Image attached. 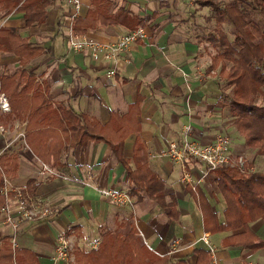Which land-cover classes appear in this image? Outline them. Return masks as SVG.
Wrapping results in <instances>:
<instances>
[{"label": "crops", "instance_id": "obj_1", "mask_svg": "<svg viewBox=\"0 0 264 264\" xmlns=\"http://www.w3.org/2000/svg\"><path fill=\"white\" fill-rule=\"evenodd\" d=\"M110 1L109 12L121 7L142 16L148 32L115 60H95L87 49H69V6L64 0H52L41 24L26 26L20 10L0 18V24L18 28L33 46L43 49L27 68L28 73L34 72L39 91L26 79L20 85H27V94L35 98L30 101L35 109L32 117L28 111L23 117L16 116L12 108L6 113L0 111V125L6 128L0 131V140L8 131L10 139L15 140L0 156L5 158L3 165L11 180L27 186L29 191V181L33 180L34 199L54 210L43 218L22 222L17 231L4 222L0 213V249L6 239L12 243L15 237L17 248L34 251L39 264H72L70 259L55 257L58 233L67 232L75 258L73 248L87 250L98 245L103 227L114 229L132 219L152 249L173 258L184 257L188 264H212L213 256L203 254L198 259L196 252V248L208 249L202 239L205 231L211 234L221 264H247L249 260L264 264V247H225L222 240L228 231L205 228L204 214L209 217V205L220 214L225 206L213 171H207L205 162L191 158L187 167L192 183L187 184L181 165L166 152L169 143L178 139L188 125L190 136L204 142L218 133L237 132L227 109L224 81L218 70L208 68L212 56L185 27L187 16L182 15L187 14L193 0ZM152 4L154 7H145ZM92 6V0H83L80 17ZM129 29L123 23L98 22L83 34L113 42ZM19 60L17 54L1 52L0 73L14 74ZM111 69L115 72L110 75ZM44 94L48 107L44 105ZM136 102L137 107L133 106ZM67 109L104 125L114 116L123 115L124 129H133L124 142L126 163L115 156L105 140L90 139L83 144L75 141L80 137L78 126L84 121ZM137 127L143 149L136 160L147 161L165 180L168 197L173 193L178 200V219L167 216L147 197L132 195V203L121 204L100 193L101 188L129 189L128 167L136 165L133 155ZM112 133L108 134L111 138L119 137ZM231 148L238 154L244 152ZM43 162L51 164L59 175H41ZM250 227L264 238L263 218L250 222Z\"/></svg>", "mask_w": 264, "mask_h": 264}, {"label": "trees", "instance_id": "obj_2", "mask_svg": "<svg viewBox=\"0 0 264 264\" xmlns=\"http://www.w3.org/2000/svg\"><path fill=\"white\" fill-rule=\"evenodd\" d=\"M93 6L85 16L79 17L73 24L74 32L83 34L94 28L98 22L103 24L123 23L130 29L145 25V19L125 8L109 12L110 0H92ZM52 0H0V18L13 10L23 11L26 26L41 24L46 19L47 7ZM191 17H205L209 22L207 31L197 37L200 45L210 44L212 62L210 70L219 68V75L231 87L227 95V109L233 117L237 131L244 137V144L264 155V103L257 99L264 95V0H193ZM209 7L208 13H199ZM184 21V20H183ZM189 17L185 19L189 23ZM184 23V22H182ZM230 24V31L225 25ZM188 31L192 30L187 28ZM232 35V36H231ZM207 48V47H206ZM11 52L20 56L19 69L12 75L0 73V88L11 99L12 110L16 116H29L34 112L27 85L21 86L26 79L32 81L33 89L39 91L34 72L28 73V64L40 54L42 47L33 46L28 36H23L19 29L0 24V53ZM37 84V87H36ZM20 87V90H19ZM31 88V85H30ZM45 106L48 107L44 94ZM139 101V99H138ZM47 104V105H46ZM136 102L133 106L137 107ZM45 107V108H46ZM68 112L84 121L78 126L80 137L75 141L81 144L90 139L108 142L115 156L124 164V142L133 129H124L126 118L114 116L108 125L100 124L84 114L77 115L74 110ZM119 122L117 125L115 121ZM138 133L134 143L135 168L128 167L129 193L137 197H147L165 210L167 216L178 219L180 210L178 200L173 193L168 197L166 182L147 161L136 160L142 151V139ZM111 136H119L111 138ZM56 157V153H54ZM0 163L3 164L1 161ZM214 181L222 194L225 206L222 214L209 205L208 218L204 214L205 228L212 232L228 231L223 237V246H243L258 249L264 247V238L250 227V222L264 219V172L257 170L252 161L244 170L238 166L221 165L214 171ZM0 169V185L2 184ZM35 196L33 180L28 185ZM192 189V188H191ZM194 191V190H193ZM4 196L0 194V207ZM208 247V246H207ZM198 259L201 255L212 254L210 249L196 248ZM75 262L72 264H188L184 257L173 258L169 253H159L152 249L142 238L132 219L117 224L116 228L103 227L98 245L90 249L75 248ZM39 264L34 251L29 248L13 247L7 239L0 249V264Z\"/></svg>", "mask_w": 264, "mask_h": 264}, {"label": "built area", "instance_id": "obj_3", "mask_svg": "<svg viewBox=\"0 0 264 264\" xmlns=\"http://www.w3.org/2000/svg\"><path fill=\"white\" fill-rule=\"evenodd\" d=\"M69 6V27L67 41L69 49L73 51L89 50L93 59L115 60L129 50L131 45L145 37L148 32L146 26L139 25L121 33L113 42H104L88 34L74 32L73 24L80 17L83 0H67ZM111 69L109 74H114ZM0 111L3 113L11 111V104L7 94L0 89ZM3 124L0 131H5ZM191 125L185 127L183 134L169 143L167 154L181 165L183 179L192 183L190 170L187 162L191 158L206 163L208 172L214 171L221 165L238 166L242 170L246 167V159L242 154L235 153L231 148V137L228 133H218L212 140L204 142L193 138ZM2 171V184L0 194L4 196V202L0 207L3 220L9 223L16 231L22 222L36 218H43L54 212L52 206L41 200H35L27 186L14 184L5 170ZM41 175H59L57 169L51 164L43 162L39 169ZM102 196L117 203H132V195L125 189L101 188ZM17 213V216H16ZM209 231L203 233L202 239L211 251L213 256L212 264H221L216 257V246L212 243ZM12 246L17 247L16 238H12ZM72 255V243L67 232H60L56 238L55 257L58 260H69ZM247 264H260L259 261L249 260Z\"/></svg>", "mask_w": 264, "mask_h": 264}, {"label": "rangeland", "instance_id": "obj_4", "mask_svg": "<svg viewBox=\"0 0 264 264\" xmlns=\"http://www.w3.org/2000/svg\"><path fill=\"white\" fill-rule=\"evenodd\" d=\"M64 1L67 2V0H64ZM189 1H191V0H186V2H189ZM183 4H185V3H183ZM190 5H191V7L189 6V10L187 11V14L182 15V17H185V16L189 17V20H190L189 23H185V25H186L185 27H186V29L187 28L192 29V30L189 31V33L194 38H197V37H200V36L202 37V34L207 31V28L209 26V22L206 20L205 17H199L198 16L197 19H195V17H191L190 16V12L193 10L194 2H193V4H190ZM145 7H149L150 8V7H154V5L153 4L152 5H146ZM208 12H209V7H204V8H202L199 11V13H208ZM177 19H180V18L177 17ZM225 29L227 31H230V24H226L225 25ZM206 47L208 49V52L211 55L210 49L212 47H210V44L209 43L207 44ZM211 60H212V58H211ZM216 70H218V73H219V68H217ZM223 81H224L223 83H224L225 95L226 96L227 95H231V91H232L231 90V87L230 86L229 87L226 86L225 79H223ZM226 99H227V97H226ZM257 100L259 102H261V103H264V95H260ZM226 101H228V100H226ZM226 133H228L230 135V137H231V147L234 146V148L236 149V151L238 150L239 152L240 151H244V152H242V155L246 159V164H248V162L252 161L253 165L255 166V168L257 170H261V171L264 172V155L256 154L255 153V150L253 148H250V147L246 146L244 144V140H243L244 138H243V136L238 131L235 132L233 130L232 132H226ZM11 135L12 134L9 133V131L7 133H5V135H1L2 137H1V140H0V143H1L0 144V153H2L8 147V144L9 143L12 142L10 144V146H13L15 140L10 139L11 138ZM16 141H18V140H16ZM4 160H5V158H1V161L4 162ZM0 167H2L5 170V172H6V168H5V166L3 164L0 163ZM6 173L9 176V172L7 171ZM73 250H74V248H73ZM69 261H71L72 263H74L75 262V258H73L72 255H71V258H70Z\"/></svg>", "mask_w": 264, "mask_h": 264}]
</instances>
